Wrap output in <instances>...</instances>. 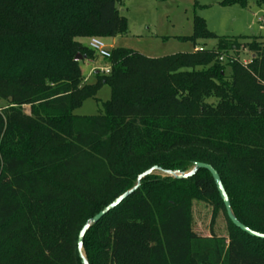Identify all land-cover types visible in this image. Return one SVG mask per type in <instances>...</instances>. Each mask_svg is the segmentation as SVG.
<instances>
[{
    "label": "trees",
    "instance_id": "trees-1",
    "mask_svg": "<svg viewBox=\"0 0 264 264\" xmlns=\"http://www.w3.org/2000/svg\"><path fill=\"white\" fill-rule=\"evenodd\" d=\"M250 1L264 8L219 5ZM121 4L0 0V264H81L79 232L139 175L194 163L217 172L235 218L264 235V45L250 39L248 64L222 63L243 38L217 37L194 16L182 40L215 48L158 59L114 48L109 74L87 85L74 59L95 53L79 40L125 35ZM102 85V113L74 116ZM194 201L223 214L226 237L193 234ZM83 253L88 264H264V240L229 221L207 171L153 173L89 228Z\"/></svg>",
    "mask_w": 264,
    "mask_h": 264
},
{
    "label": "rangeland",
    "instance_id": "rangeland-1",
    "mask_svg": "<svg viewBox=\"0 0 264 264\" xmlns=\"http://www.w3.org/2000/svg\"><path fill=\"white\" fill-rule=\"evenodd\" d=\"M118 10L121 16L127 19L128 29L125 35L117 38L116 48H123L149 59L195 51L191 42L182 40L192 36L194 16L202 18L208 31L217 37L243 38L236 53L229 52L222 55V63H226L227 59L232 57L243 65L248 64L253 58L247 47L250 39L256 38L260 45H264V8L257 7L252 1L249 2L247 9H243L237 5L222 7L219 5V0H122ZM79 42L87 46V40L80 39ZM102 42L106 50H112L109 47L110 40H102ZM215 45V40H200L197 41L196 46L210 50L215 48ZM79 66L85 84L94 85L96 76L90 70L93 67L102 69L108 64L93 54L91 61H81ZM225 73L229 75L230 69L226 68ZM110 97V88L102 85L95 97L87 99L73 115L96 116L102 113V104ZM5 104L0 100V108ZM23 112L29 114V107H24ZM155 174L167 177L159 172ZM192 232L202 238H208L211 234L216 237H226L227 225L223 214L214 212L207 203L194 201Z\"/></svg>",
    "mask_w": 264,
    "mask_h": 264
},
{
    "label": "water",
    "instance_id": "water-1",
    "mask_svg": "<svg viewBox=\"0 0 264 264\" xmlns=\"http://www.w3.org/2000/svg\"><path fill=\"white\" fill-rule=\"evenodd\" d=\"M75 62H81L83 61V59L80 56H76L74 59ZM198 170H205L207 171L214 182L216 191L219 194V197L224 205L225 211H226V215L227 218L229 219V221L240 231H242L243 233L247 234L248 236L252 237V238H256L259 240H264V235L263 234H259L256 233L250 229H248L247 227H245L244 225H242L233 215L232 211H231V207H230V203H229V199L226 195V192L223 188V185L221 183V180L217 174V172L209 165L206 164H202V163H194L193 168L191 171H189L188 173H177V172H162L161 170L157 169V168H152L148 171H146L145 173L139 175L137 177V181H136V185L129 191H127L126 193H124L123 195L119 196L118 198H116L111 204H109L107 207H105L101 212H99L96 216H94L90 221H88L83 228L81 229V231L79 232L78 238H77V252H78V256L79 259L81 260V264H88L86 261V258L84 256L83 253V239L85 234L87 233V231L89 230V228L95 224H97L102 218H104L108 213H110L111 211H113L114 209H116L128 196H130L133 192H135L139 186H140V182L147 176L152 175L155 172H159L162 173L164 175H166L167 177L173 178L175 180H186L189 179L191 177H193L196 172Z\"/></svg>",
    "mask_w": 264,
    "mask_h": 264
},
{
    "label": "built area",
    "instance_id": "built-area-1",
    "mask_svg": "<svg viewBox=\"0 0 264 264\" xmlns=\"http://www.w3.org/2000/svg\"><path fill=\"white\" fill-rule=\"evenodd\" d=\"M87 47L93 51L97 57L103 59L104 61H108L110 59V50H106V47L102 40L97 38H92L87 41ZM195 51H201L200 48H195ZM110 71L109 66H106L100 69V73L103 75H108Z\"/></svg>",
    "mask_w": 264,
    "mask_h": 264
},
{
    "label": "crops",
    "instance_id": "crops-1",
    "mask_svg": "<svg viewBox=\"0 0 264 264\" xmlns=\"http://www.w3.org/2000/svg\"><path fill=\"white\" fill-rule=\"evenodd\" d=\"M117 38L118 37H116V38H114V39H109L110 41H111V43H110V45H109V47H110V49H114V48H116V42H117ZM97 61V60H96ZM96 61H94V62H96ZM93 62V63H94ZM90 71H92L93 73H95V72H99L100 71V69H98V68H95V67H93ZM85 83V82H84ZM26 114V113H25ZM27 115H29V114H27Z\"/></svg>",
    "mask_w": 264,
    "mask_h": 264
}]
</instances>
